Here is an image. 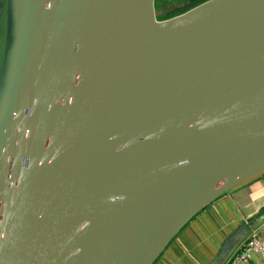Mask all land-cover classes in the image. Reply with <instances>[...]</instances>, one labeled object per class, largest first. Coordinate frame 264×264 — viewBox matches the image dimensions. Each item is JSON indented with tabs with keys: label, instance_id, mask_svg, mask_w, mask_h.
<instances>
[{
	"label": "water",
	"instance_id": "95a60500",
	"mask_svg": "<svg viewBox=\"0 0 264 264\" xmlns=\"http://www.w3.org/2000/svg\"><path fill=\"white\" fill-rule=\"evenodd\" d=\"M154 11L23 0L0 73V264H153L264 172V0Z\"/></svg>",
	"mask_w": 264,
	"mask_h": 264
},
{
	"label": "crops",
	"instance_id": "0c3cea01",
	"mask_svg": "<svg viewBox=\"0 0 264 264\" xmlns=\"http://www.w3.org/2000/svg\"><path fill=\"white\" fill-rule=\"evenodd\" d=\"M264 210V172L224 192L195 214L172 238L153 264H211L226 240L242 225L249 227L228 259L238 252L252 234L264 245V220L249 226ZM247 264H264L252 250Z\"/></svg>",
	"mask_w": 264,
	"mask_h": 264
},
{
	"label": "rangeland",
	"instance_id": "374dc122",
	"mask_svg": "<svg viewBox=\"0 0 264 264\" xmlns=\"http://www.w3.org/2000/svg\"><path fill=\"white\" fill-rule=\"evenodd\" d=\"M205 1L208 0H204V2ZM190 2L191 0H161L159 10L156 11L154 8L155 18L158 14H163V13L175 14L176 12H178V10L182 8L185 9L186 8L185 6L190 4ZM13 11H14L13 0H0V73L3 69L6 53L12 38L13 31L11 29H12V21H13ZM6 69L7 66L4 68V71ZM3 75L4 72L2 73V75H0L1 76L0 91L3 89L4 86Z\"/></svg>",
	"mask_w": 264,
	"mask_h": 264
},
{
	"label": "built area",
	"instance_id": "2783aa9c",
	"mask_svg": "<svg viewBox=\"0 0 264 264\" xmlns=\"http://www.w3.org/2000/svg\"><path fill=\"white\" fill-rule=\"evenodd\" d=\"M256 251L264 259V245L260 238L256 234H252L245 243L242 245L241 249L233 254L226 264H247L250 251Z\"/></svg>",
	"mask_w": 264,
	"mask_h": 264
},
{
	"label": "trees",
	"instance_id": "16d2710c",
	"mask_svg": "<svg viewBox=\"0 0 264 264\" xmlns=\"http://www.w3.org/2000/svg\"><path fill=\"white\" fill-rule=\"evenodd\" d=\"M160 1L161 0H154V8H155V10L157 11V10H159V6H160ZM204 2V0H191V2H190V4H188V5H186L184 8L185 9H180V10H178V12H176L175 14L174 13H163V14H158L157 16H156V19H158V20H163V19H167V18H170V17H172V16H175V15H178V14H182V13H184L185 11H187V10H189V9H191L192 7H195V6H197V5H199V4H201V3H203Z\"/></svg>",
	"mask_w": 264,
	"mask_h": 264
},
{
	"label": "bare ground",
	"instance_id": "6f19581e",
	"mask_svg": "<svg viewBox=\"0 0 264 264\" xmlns=\"http://www.w3.org/2000/svg\"><path fill=\"white\" fill-rule=\"evenodd\" d=\"M23 0H13V33L12 38H16V33L18 30L19 22H20V14L22 10ZM0 99H1V91H0Z\"/></svg>",
	"mask_w": 264,
	"mask_h": 264
}]
</instances>
